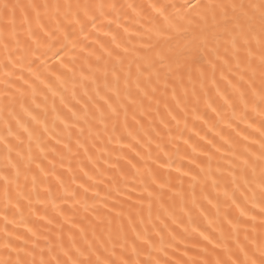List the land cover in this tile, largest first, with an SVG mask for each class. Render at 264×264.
Segmentation results:
<instances>
[{"label":"bare ground","instance_id":"1","mask_svg":"<svg viewBox=\"0 0 264 264\" xmlns=\"http://www.w3.org/2000/svg\"><path fill=\"white\" fill-rule=\"evenodd\" d=\"M3 2L5 0H0V3ZM7 2L22 5H42L45 3L49 5L57 3H71L74 5L77 3H114L117 5L120 13L118 19L120 27H117V23H112L110 26L108 24L109 20L116 18L115 12H111L110 15L104 18L103 25L98 22V29L95 32L91 31V26L83 33H80L79 25L68 26V30L75 33L72 39L81 41L75 50H72L71 45H69L68 56L64 58L65 63L73 69V73L61 76L64 81L63 87L55 80V77H49V79L54 90L63 93L66 103L71 107L75 104L71 95L73 82L75 81L77 98H81V73L84 76H90V66L93 71L97 67L95 57L90 58L89 62L85 63V55L90 49L86 48L85 52L82 53L80 48L85 45H92L93 41H97L93 47H95L97 54H101L99 50L100 43L114 48L111 44V35L117 37V42L121 44V48L124 46L129 49H132L133 46L139 48L142 42H147L148 35L152 36L153 43L160 39L162 44V38H158L155 34V28L162 24V19L157 17L156 13L148 9L147 6L149 4L180 5L185 0H7ZM129 4L137 6L135 11L127 7L119 8L120 5L127 6ZM153 17H156L154 22ZM44 22L48 23L47 17H45ZM124 27L128 28L127 34L123 31ZM149 28L153 29L151 33L147 32ZM105 32H110L111 35L105 36ZM137 32L140 35H135ZM20 39L21 51L13 56V60H20V63L15 68L8 64L6 53L0 47V108L10 105L12 110L30 128L41 129L42 124L32 122L30 117L26 116L21 110L20 105L23 103L25 108L36 115L40 121L47 124L48 136H51L52 139L45 137L46 145L56 149V154L49 150L47 155L49 160H54L56 163V169L55 175H49L45 184L38 186L35 192L31 190V180L29 179L27 186H25L26 182L21 176L20 188L17 189L15 185H12L9 197L6 199L3 185L0 184V245L4 243L6 239L5 231H7L10 234L7 239L11 240L13 246H22L25 252L34 251L35 258L38 261L40 250L44 249L47 258L48 247L58 243L57 237L60 235L63 236L65 247H72L68 239L71 232L75 237V247L87 248L92 245L94 251L99 249L97 254H102V259L105 257L119 259L121 254L126 251L130 254L135 240V234L131 231L127 220L129 206L132 205L134 226L142 236H147L154 244V247L149 249L143 244L142 239L136 241V245L141 248L140 259L146 258L149 251L154 258L166 259L170 257L173 261L205 258L207 254L202 253L200 250L204 247L211 250V245H207V242L199 237V232L205 231L214 239H218L219 231L223 229L227 236L230 229L227 224L223 223L225 212L227 211L232 218L238 216L239 213L235 208L228 207L231 201L225 196V191H227L228 196H231L235 187L231 182V177H228L226 172L222 175L216 171L218 164L222 169H227L228 164L225 163V160H231L232 157L225 156L224 160H221L223 149L221 153L213 152L211 173L209 174V161L201 153L210 150L206 140H201V137H206V139L215 138L216 143L220 144L222 142L219 137H214L215 133L220 132L226 139L232 137L241 144L245 143L241 137L249 133L256 135L253 129L259 126L261 119L256 112L252 111L251 105L247 109L246 119L241 123L240 117L245 115V110L239 94L228 87L227 80L220 79L219 70L215 74L217 84L214 86L211 82V71L205 62L203 68L206 71V77L203 80V88H201L202 81L196 70L200 65H193L192 81L189 82L185 71L184 85L183 87L177 86L176 99H173L171 88H169L167 95L160 98L161 103L158 110L157 106L153 104L150 111H146L144 115L136 112L135 119H133V110L130 108L127 126H125L124 116L121 114L115 130H113L111 121H108L106 130L103 125L93 122L92 134L89 135L87 126L83 125L82 120L77 127L66 129L60 119L68 124L73 121L71 114L60 104L59 95L53 98L51 93L41 85L35 97V104H33L30 90H26L23 97H20V94L16 91L17 88L21 87L26 89V85H23L22 81L17 79L21 74L29 82L32 80L26 70L29 54L23 51L26 36L21 35ZM129 39H131V44L128 43ZM181 43H183L182 40ZM41 50L43 51V49ZM141 52L143 53V50ZM49 56H51V53H49ZM73 56H75L74 62L71 60ZM21 57L24 58L21 59ZM105 59L108 58L105 57ZM53 63L55 61L48 60L49 65ZM111 63L109 62V69ZM6 64L7 67H5ZM127 64L128 60L125 59V70H127ZM33 67L35 68V65ZM100 67L102 70L103 62H101ZM132 71L135 73V65H133ZM6 72L14 74L6 76ZM60 74L59 71L56 73V75ZM225 75L228 74L225 73ZM96 76L101 94H104L103 77L100 72H97ZM6 81H11L12 87H8ZM109 81H111V77H109ZM83 83L88 87L89 94L95 97L93 91L95 86L91 84V81L85 80ZM185 89L187 90V96H185ZM193 89H195V95H193ZM45 95L48 96L47 102L44 101ZM53 99H55L56 113L52 111ZM86 99H81V104ZM177 100L179 106H177ZM100 103L103 102L100 101ZM36 104H39L40 108H36ZM79 107V105L76 106L77 109ZM45 108H47V115H45ZM169 112L177 119L173 120ZM234 112L235 117L233 116ZM57 113L60 115V119H54ZM5 117H7V110L0 114V138L7 135L4 127ZM137 120L140 121L139 124L136 123ZM229 123L232 125L231 128L227 126ZM249 123H253V129L247 128ZM82 125L85 127V132L80 135L78 129ZM165 125L167 126L165 127ZM233 129L240 131L241 137H237ZM69 131L72 133L71 139L68 136ZM16 134H19L21 139L24 140V144L18 147L17 141L13 138ZM251 138L250 135V140ZM56 139L61 140V143L56 144ZM77 139L84 147H77ZM8 140L14 148L13 158H15V150H22L25 154L27 153V135L21 129H18L14 122L13 135L9 136ZM136 140H139L140 143L137 144ZM64 143L70 144L71 152L64 149ZM194 148L195 151H193ZM32 149L34 153L37 151L35 140L32 142ZM137 152L143 156L142 160L136 155ZM6 155L7 151L4 144L0 142V171L4 170ZM61 155L63 156L62 160ZM129 161H131V164ZM43 163L46 168L50 169L51 166L48 165L47 161ZM133 164L136 165V168L132 167ZM201 167L205 169L203 173L200 172ZM137 168L140 169L139 172L136 171ZM148 169H151V173L148 172ZM184 173H187V175ZM236 174L237 184L241 186L240 190L246 191L238 169ZM193 176L196 177V180L192 179ZM152 177L156 178V184L152 183ZM213 178L219 181L216 186L212 184ZM141 180L144 181L143 184ZM161 184L164 185L163 188L159 187ZM80 185L84 187L81 188ZM250 186L255 187L254 184ZM145 187L148 191L156 194L152 198L151 217H149ZM45 188H50L51 193L45 191ZM84 188L88 189L87 193L84 192ZM133 188L135 191H130ZM115 189H119L120 196L116 195ZM97 192L99 195L95 196L94 193ZM109 193H111L112 198L105 200L104 197ZM141 193L144 196L141 212L144 223L142 224L139 223L140 217L136 215V209L141 206L135 203ZM246 194L251 196L250 192ZM129 195H131V200H128ZM157 196L159 199H157ZM236 197L242 202L239 192H236ZM77 200L81 203L77 204ZM117 200L120 201L119 204L115 203ZM209 200L211 203H209ZM85 201L88 205V212L83 210L82 205ZM114 204L115 211L123 208L124 217L116 218L115 211L108 213V208ZM102 205H107V207H102ZM213 205H218L219 216L217 207ZM106 214L113 218V224L110 228L106 221L103 225L100 224V220H104ZM96 216H99L100 219H94ZM5 217H7V221ZM48 220H52V223L49 224ZM90 221L92 224L97 225L95 235L89 225ZM119 223H123V232L119 229ZM73 224H76L77 227H72ZM60 225L63 226L62 230L59 227ZM80 227L85 229L84 234L80 233ZM193 227L197 229L195 233L192 232ZM29 229H31V232ZM213 229H216V231H213ZM32 233H36V235L33 236ZM169 233L175 235L176 240H173ZM125 235L127 239L124 238ZM243 236L244 228L241 227V242H244ZM249 236L255 237L257 243L261 242L259 219L257 220V232L252 233L249 229ZM16 237L20 239H16ZM161 237H163V241H161ZM24 241H27V243L25 244ZM228 243L229 246H233L231 240ZM193 244H195V247H193ZM162 246L168 254L167 257L158 251ZM105 248L108 249V252L104 251ZM0 251H2V248H0ZM25 252L20 253L21 257L31 259V257L25 256ZM113 252L114 255L111 254ZM185 252H187V255H184ZM217 252L221 254V258H224L221 250L218 249ZM15 255L13 253V258H15ZM207 258L212 259L213 257Z\"/></svg>","mask_w":264,"mask_h":264},{"label":"snow or ice","instance_id":"2","mask_svg":"<svg viewBox=\"0 0 264 264\" xmlns=\"http://www.w3.org/2000/svg\"><path fill=\"white\" fill-rule=\"evenodd\" d=\"M125 7L135 11L137 6L131 4L119 6L120 9ZM147 7L162 19V24L155 28V34L158 38H162L163 43L161 44L160 39L153 43L152 36L148 35L147 42H142L139 48L136 46H133L132 49L127 46L121 48V44L117 42V37L111 35L110 32H105V36L111 35V44L114 48L100 43L99 50L101 54H97L95 47H93L97 41H93L92 45H85L80 48L82 53L85 52L86 48L90 49L85 55V63H88L90 58L95 57L97 67L93 71L90 66V76H84L81 73V98H77L75 81L73 82L71 95L75 104L71 107L66 103L64 94L54 90L49 79V77H55V80L63 87L64 81L61 76L73 73V69L65 63L64 58L68 56L69 45H71L72 50H75L81 41L72 39L75 33L70 32L68 26L79 25L80 33L91 26V31L95 32L98 29V22L103 25L104 18L110 15L111 12H115L116 18L109 20L108 24L110 26L112 23H117V27H120L118 23L120 13L116 4L77 3L74 5L71 3H57L49 5L45 3L42 5H22L9 3L5 0V2L0 3V47L6 53L8 64L15 68L20 60H13V56L21 51V35L26 36L23 51L29 54L26 70L32 80L29 82L21 74L17 79L21 80L23 85H26V89L21 87L17 88L16 91L20 94V97H23L25 91L30 90L33 104H35V97L41 85L51 93L53 98L59 95L60 104L71 114L73 122L71 124L66 123L63 119H60L58 113L54 119H60L66 129L77 127L82 120L83 125L87 126L89 135L92 134L93 122L103 125L106 130L108 121H111L113 130H115L121 114H123L124 124L127 126L130 108L133 110V119H135L136 112L144 115L146 111L151 110L153 104L157 106L158 110L161 103L160 98L167 95L169 88H171L173 99H176L177 86L183 87L184 85L185 71L191 83L193 65H200L196 70L202 81L201 88L204 86L203 80L206 77L203 63L206 62L208 69L211 71V82L214 86L217 84L215 74L219 70L220 79L227 80L228 87L238 93L243 101L245 115L240 117V122L243 123L246 119L249 105H251L252 111L261 117L258 127L253 129V123L255 122L247 124V128L253 129L256 135L249 133L241 137V132L233 129L235 135L241 137L245 143L241 144L232 137L226 139L220 132L214 134V137H219L222 142L220 144L216 143L215 138L206 139V137H201V140H206L210 150L201 153L209 161V174L211 173L213 152L221 153L223 149L221 160H224L225 156L232 157L231 160H225V163L228 164L227 169H222L219 164L216 168V171L222 175L226 172L235 186L231 196H228L227 191H225V196L231 201L228 207L235 208L239 213L238 216L232 218L226 211L223 216V223L227 224L230 229L229 234L226 236L223 229H220L219 238L214 239L205 231H200L199 237L207 242V245H211V250L208 247L201 248L200 251L206 253L207 256L199 260L173 261L170 257L166 259L154 258L150 251L146 258L140 259L141 248L136 245V241L142 239L143 244L149 249L153 248L154 244L147 236H142L137 231L134 226L135 222L132 219L133 206L130 205L127 220L131 231L135 234V240L130 254L126 251L121 254L119 259H109L107 257L102 259V254H97L99 249L94 251L92 245L87 248L75 247V237L70 232L68 239L72 247L66 248L63 236L60 235L57 237L58 243L48 247L47 258L44 249H41L40 259L37 261L34 251L25 252L22 246H13L11 240L7 239L10 234L5 231L6 239L3 245H0V248H2V251H0V264H264V0H185L180 5L149 4ZM45 17H47L48 23L44 22ZM155 19L156 17H153V22ZM123 31L127 34L128 28L124 27ZM152 31L151 28L147 30L148 33ZM135 35H140V33L137 32ZM181 40L183 43H181ZM174 41L175 43H173ZM128 43L131 44V39ZM141 50H143V53ZM49 53H51V56H49ZM105 57L108 59H105ZM23 58L21 57V59ZM125 59L128 60L127 70L124 68ZM48 60H53L55 63L49 65ZM71 60L74 62L75 56L71 57ZM101 62H103L102 70L100 67ZM109 62H112L110 69ZM133 65H135V73L132 71ZM7 66L6 64L5 67ZM58 71L61 73L60 75H56ZM97 72H100L103 77L104 94H101L100 91L96 76ZM225 73L228 75L226 76ZM13 74L12 72L5 73L6 76ZM109 77H111V81H109ZM85 80H90L91 84L95 86L93 88L95 97L89 94L88 87L83 83ZM5 83L8 87H12L11 81ZM217 91L219 92L218 88ZM193 95H195V89H193ZM185 96H187L186 89ZM83 98L87 99L81 104ZM47 100L48 96L45 95L44 101L47 102ZM100 101L103 103H100ZM77 105L80 106L78 109L76 108ZM35 106L40 108L39 104ZM165 106L167 107V105ZM177 106H179L178 100ZM20 107L32 122L42 124V128L39 130L30 128L12 110L10 105L0 108V114L7 110V117L4 118L7 135L0 138V142L4 144L7 151L4 170L0 171V184L3 185L6 199L9 197L12 185H15L17 189L20 188L21 176L26 182L25 186H27L29 179L31 180V190L35 192L38 186L45 184L49 175H55L56 169V163L54 160H49L47 155L49 150L56 154L54 147L46 145L45 137L52 139L51 136H48L47 124L40 121L36 115L25 108L23 103ZM44 111L47 115V108ZM52 111L57 112L55 99H53ZM169 115L173 120L177 119L171 112H169ZM235 115L234 112L233 116L235 117ZM13 122L18 129H21L27 135L28 139L27 153L25 154L22 150H15V158L12 155L14 148L8 140V137L13 135ZM136 123L139 124L140 121L137 120ZM83 125L78 129L80 135L85 132ZM227 126L232 127L231 123ZM71 135L72 133L69 131V139H71ZM250 135L252 136L251 140ZM13 138L17 141V147L24 144V140L21 139L19 134H16ZM33 140L36 143L37 151L35 153L32 149ZM60 143L61 140L56 139V144ZM76 143L78 148L84 147L79 139ZM136 143L139 144L140 141L136 140ZM63 147L68 152L72 150L69 143H64ZM193 151H195V148ZM136 155L141 160L143 159L139 152ZM62 159L63 156L61 155ZM44 161H47L48 165L51 166L50 169L44 166ZM129 163L131 164V161ZM132 167L136 168V165L133 164ZM237 169L240 172V178L243 180V187L246 191H241V186L237 184ZM136 171L139 172L140 169L137 168ZM204 171L205 169L201 167L200 172L203 173ZM148 172L151 173V169H148ZM184 174L187 175V173ZM85 175L87 174L85 173ZM192 179L196 180V177L193 176ZM141 183L143 184L144 181L141 180ZM152 183L156 184L155 177H152ZM218 183L217 179H212L213 186ZM253 184L255 187L250 186ZM80 187L83 188L84 186L80 185ZM159 187L163 188L164 185L161 184ZM45 191L51 193L50 188H45ZM130 191H135V189L133 188ZM144 191L147 192L148 212L149 217H151L152 198L156 194L148 191L147 187ZM84 192L87 193L88 189L84 188ZM115 192L117 196L121 195L119 189H115ZM236 192H239L242 202L236 197ZM247 192H250L251 196L247 195ZM94 195L98 196L99 193H94ZM111 198V193L104 197L105 200ZM157 199H159L158 196ZM128 200H131V195L128 196ZM76 203L80 204L81 201L77 200ZM115 203L119 204L120 201L117 200ZM135 203L141 206L136 209V215L140 217L139 223L142 224L144 223L141 214L144 204L143 193ZM209 203H211L210 200ZM82 206L83 210L88 212L86 201ZM213 206L217 207L219 216L218 205ZM102 207H107V205H102ZM113 211H115V204L108 208V213ZM124 216L123 208L115 211L116 218ZM94 219L99 220L100 218L96 216ZM258 219L261 236V242L259 243H257L255 237L249 236V229L252 233L257 232ZM5 220L7 221V217H5ZM105 221L110 228L113 224V218L106 214L104 220H100V224L103 225ZM173 222L175 223V221ZM48 223L51 224L52 220H48ZM89 225L95 235L97 225L92 224L91 221ZM118 226L120 231L123 232V223H119ZM59 227L62 230L63 226L60 225ZM72 227H77V225L73 224ZM241 227L244 228V242L240 240ZM29 231L31 232V229ZM79 231L81 234L85 233L83 227H80ZM196 231L197 229L193 227L192 232L195 233ZM213 231H216V229H213ZM32 235L35 236L36 233H32ZM169 235L172 236L173 240H176L175 235H172V233H169ZM124 238L127 239L126 235ZM16 239L20 238L16 237ZM229 240L232 241L233 246H229ZM161 241H163V237H161ZM24 243L26 244L27 241H24ZM193 247H195V244H193ZM218 249L222 251L224 258H221V254L217 252ZM104 251L108 252V249L105 248ZM158 251L167 257L168 254L163 246ZM21 252H25V256L31 257V259L22 258ZM13 253L16 254L15 258H13ZM111 254L114 255L115 253ZM184 255H187V252ZM207 257L213 258L209 259Z\"/></svg>","mask_w":264,"mask_h":264}]
</instances>
